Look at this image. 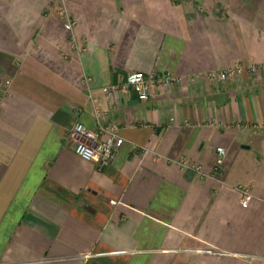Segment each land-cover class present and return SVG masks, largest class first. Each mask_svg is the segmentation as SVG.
Segmentation results:
<instances>
[{
  "label": "crops",
  "instance_id": "crops-1",
  "mask_svg": "<svg viewBox=\"0 0 264 264\" xmlns=\"http://www.w3.org/2000/svg\"><path fill=\"white\" fill-rule=\"evenodd\" d=\"M0 264H264V0H0Z\"/></svg>",
  "mask_w": 264,
  "mask_h": 264
},
{
  "label": "built area",
  "instance_id": "built-area-1",
  "mask_svg": "<svg viewBox=\"0 0 264 264\" xmlns=\"http://www.w3.org/2000/svg\"><path fill=\"white\" fill-rule=\"evenodd\" d=\"M58 14L64 20L63 27L66 30L71 31L73 28V22L68 17L63 7L60 6L58 8ZM242 70L253 71L254 68L252 66L243 67L240 64H235L215 74H210L209 76H217L220 80L224 81ZM172 81H174V77L168 72L162 73L158 76H145L141 72L132 71L125 75L124 81L119 87L132 90L139 100L146 101L148 99V90L151 84L156 82L161 86H167ZM113 88L115 89L117 87ZM94 112L97 117L100 115L96 108ZM68 137L72 142L73 152L84 160L96 163L99 168L106 166L111 161L116 148L122 143V138L118 135L116 126L113 124L108 127H100L99 130L95 132L90 128L85 127L82 123L75 122L69 129ZM216 150L217 156L215 158V169L221 165L224 155L221 147H218ZM178 164L192 168L194 171L199 170L197 165H189L183 159H179ZM249 199V194L246 191H243L240 205L245 207Z\"/></svg>",
  "mask_w": 264,
  "mask_h": 264
}]
</instances>
